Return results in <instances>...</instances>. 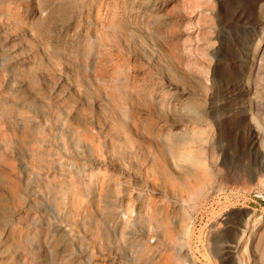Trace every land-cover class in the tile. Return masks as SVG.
I'll return each mask as SVG.
<instances>
[{
	"label": "rangeland",
	"instance_id": "rangeland-1",
	"mask_svg": "<svg viewBox=\"0 0 264 264\" xmlns=\"http://www.w3.org/2000/svg\"><path fill=\"white\" fill-rule=\"evenodd\" d=\"M13 1L15 9L26 14L25 19L38 23L43 37L51 38L50 41L47 37L56 49L49 51L54 54L51 55L53 64L59 60L58 64H52L58 76L46 86L44 76L49 74L44 71L43 63H49L45 57L41 59L42 55L34 56L33 51L29 52L31 75L27 74L30 69L21 66L18 57L8 58L4 67L12 75H5L6 83L11 81L13 88L28 79L34 86L33 92L46 101L54 97L56 104L75 101L70 88L59 84L60 77L71 78L73 84L82 80L90 82L93 88L111 83L120 92L122 87L125 92L121 90L119 98L123 110L140 114L146 121L154 117L160 132L164 137L167 134L171 144L183 139L179 149L188 145L191 152L181 158L180 164L194 172L188 181L189 189L165 199L181 218L182 232H173L168 225H154L150 220L152 226L147 225L146 230L141 224H147L148 213L130 212L119 216L117 206L112 204L104 210L110 232L104 240L96 243L85 233L79 236L89 256L65 237L66 241L53 245L52 253H39L41 264H155V253L166 249L169 252L165 253L172 255L173 264H236L233 245L239 238L245 264H264V147L258 131L250 123L245 96V79L250 71L254 85L264 96V0ZM0 21L1 46L17 49L19 46L11 43L12 34L2 15ZM26 29L19 30L24 33L25 41L32 40ZM3 53L0 51V58ZM95 68L106 72L105 81ZM162 71H173L175 80L191 88L193 95L185 98L182 91L166 87ZM125 78L128 85L120 81ZM134 84L137 90L139 87L138 94L132 95L135 99L130 94ZM263 96L253 107L264 125ZM81 108L90 118L96 116L92 108ZM70 113L74 114L72 110ZM111 115L110 125L124 121ZM168 116L179 121L184 119L179 129L168 130V121H165ZM105 133L103 130L106 136ZM113 133L118 137L124 135L109 132ZM155 147L134 136L122 145H114L119 152L127 148L126 155L138 162L136 171L140 174L148 169ZM125 184L132 185L130 181ZM131 191L136 202L145 206L155 196L153 187L147 183L132 187ZM253 212L256 215L247 224L246 219ZM16 218L13 208H8L0 223L7 226ZM113 228H119L120 232L113 234ZM100 252L107 258L96 262Z\"/></svg>",
	"mask_w": 264,
	"mask_h": 264
},
{
	"label": "bare ground",
	"instance_id": "bare-ground-1",
	"mask_svg": "<svg viewBox=\"0 0 264 264\" xmlns=\"http://www.w3.org/2000/svg\"><path fill=\"white\" fill-rule=\"evenodd\" d=\"M13 2V0H0V15L5 18L9 32L12 34L11 43L19 46L17 49H11V51L0 44V51H4V55L0 58V219L8 208H13L17 218L15 222L13 221L7 226L0 223V264H41L39 253L41 251L52 253L53 245L58 241L65 240V237L74 241L78 249L88 255V248L87 246L84 248L79 236L85 233L96 243L99 240H104L105 235L110 234L107 231L109 225L105 221L104 210L112 204L117 206L119 216L130 212L148 213L147 224H141L142 228L146 230H148L147 225L148 227L151 225L150 220L154 225H168L173 228V232L176 230L179 233L182 232L181 218L165 199L167 196L176 197L180 191L189 189L188 181L194 172L182 167L180 160L190 154V147L186 145L182 147V150L179 149V144L183 142V139L172 144L169 143L167 134L166 137L163 136L158 128V121L154 117L146 121L140 114L123 110L119 98L122 87L118 92L111 83L109 85L108 83L103 84L102 87L97 85L93 88L90 86L91 84L89 85L90 82L87 83L81 78L82 81L73 84L71 78L60 77L59 84L70 88L69 92L75 101H64L63 103L59 102V104H56L54 97L52 98L53 101L50 99L48 101L42 100L40 95L33 92L34 86L27 78V81L22 80L18 87L12 85V88L10 86L11 81L9 84L5 80V75H12L10 70H6L4 67V63L9 60L8 58L18 57L21 66L29 70L32 67L29 52L35 51L34 56L36 54L42 55V58L39 57V59L45 57L49 63V65L43 63L44 71L49 74L44 76L43 83L46 86L57 78L58 72L54 68L56 66L53 67V65L59 63V60L54 64L52 63L51 55L53 53L51 54L49 50L54 46L51 47V38L47 36L50 38L49 41L47 37H43L38 23L25 19L23 17L25 13L21 14L20 9L17 11ZM32 17L36 16L32 15ZM24 28L28 29L26 33L32 37V40H24V33L19 30ZM1 38L0 33V40ZM260 42L261 40H259L256 48ZM54 48L56 49V47ZM54 60L57 61V59ZM65 61L68 62V60ZM95 62L97 61L95 60ZM43 66L41 67L43 68ZM31 69L26 70L29 73L25 72L31 75ZM105 71H97L103 81H105L104 77L107 78ZM110 73L112 74V72ZM60 74L62 75V73ZM161 74L164 85L170 90L182 91L185 98L193 95V91L189 90L191 88L180 85L175 80L173 71H164ZM127 78L120 81L124 82ZM245 80L246 111L250 113V123L258 131L264 147V125L253 107V105L259 104V99L263 93L254 85L252 71L249 72ZM138 90L135 84L131 85L130 94L133 99L135 98L132 95H137ZM22 92L26 95L23 96ZM36 106L40 109L35 110ZM81 107L92 108L96 112V116L90 118L81 111ZM70 110L74 114H71ZM109 115L111 117L114 115L113 118L118 116L124 121L110 125L108 122ZM182 120L179 121L173 116H168L165 120L168 123H165H167L168 130L173 131L179 129ZM185 120L189 121L188 119ZM103 130H106L105 134L108 138L102 134ZM109 132H116L117 134L123 132L124 135L118 137L115 133L109 134ZM132 136L142 138L152 146L156 145L145 174L136 171L139 164L126 155L128 154L127 148L121 152L114 148L116 143L122 145V142H126ZM127 181H130L132 185H126L125 182ZM144 183L152 186L155 193V196L149 200L146 206L138 204L135 200L136 196L134 197L131 191L132 187H139ZM254 215L256 212L247 217V224ZM112 232L117 235L120 229L113 228ZM145 237L147 238L146 235ZM149 239L151 240L150 237ZM240 240L241 238L233 245L234 259L236 264H245L244 256L240 252ZM165 252H169V250L155 253V264H173L172 255ZM106 258L107 256L100 252L96 262L105 261Z\"/></svg>",
	"mask_w": 264,
	"mask_h": 264
}]
</instances>
